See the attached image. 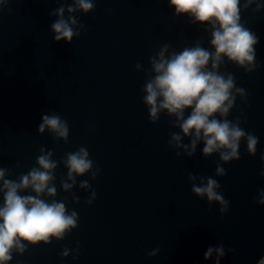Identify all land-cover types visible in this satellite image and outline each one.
Wrapping results in <instances>:
<instances>
[{
    "label": "water",
    "instance_id": "1",
    "mask_svg": "<svg viewBox=\"0 0 264 264\" xmlns=\"http://www.w3.org/2000/svg\"><path fill=\"white\" fill-rule=\"evenodd\" d=\"M71 2L9 0L0 9V167L16 179L36 166L41 147L56 160L85 147L100 169L94 180L90 173L77 177V203L60 188L67 169L58 166V194L46 198L66 199L78 227L63 240L28 245L9 264H214L204 253L219 243L234 249L220 264H257L264 256V205L254 200L264 189V9L253 12L252 5L241 12L259 37V67L246 73L226 60L220 69L248 93L247 103L237 97L228 119L239 117L241 127L259 138L257 152L249 155L241 141V158L223 164L227 174L218 177V154L204 157L201 143L194 157L177 156L168 144L180 131L169 123L175 118L162 113L151 122L142 99L151 55L165 43L179 52L201 38L214 51L210 34L186 15L175 16L168 0H97L94 11L76 14L85 25L81 35L70 44L56 42L50 26L57 17L49 13ZM137 63L145 71L138 72ZM53 111L68 122L67 143L47 129L37 131L42 114ZM189 173L219 181L230 202L227 214L192 193ZM81 180L91 190L80 189ZM92 190L96 198L89 205ZM156 247L159 253L149 257ZM64 248L67 257L60 255Z\"/></svg>",
    "mask_w": 264,
    "mask_h": 264
},
{
    "label": "clouds",
    "instance_id": "2",
    "mask_svg": "<svg viewBox=\"0 0 264 264\" xmlns=\"http://www.w3.org/2000/svg\"><path fill=\"white\" fill-rule=\"evenodd\" d=\"M8 2L0 0V9ZM96 2L72 0L71 4L62 3L52 10L49 15L57 17L50 26L53 40H64L70 44L74 37H79L85 25L76 14L94 11ZM168 5L175 9V16L186 15L190 24H200L210 34L209 44L214 51L202 46L203 38L179 52L165 43L158 53L149 57L150 69L145 71L137 63L136 70L145 71L146 76L142 89L145 93L143 103L153 123L160 119L162 113L175 118L169 123L180 131L170 134L168 144L177 156L183 154L192 158L197 146L203 143L201 152L204 157L218 154L215 175L223 177L227 174L223 164L241 158V141L246 142L247 153L255 156L259 138L241 127L243 121L239 117L228 119L237 97L242 103H247L248 93L236 85L232 73L221 72L220 69L225 66L226 60L246 73L259 67L256 60L259 37L242 22L241 12L252 5H255L253 12H260L264 9V3L261 0H168ZM244 119L246 121V117ZM41 121L38 133H44L47 129L56 140L68 142L69 125L60 115L54 111L42 114ZM185 137L189 138L188 143L184 142ZM261 160L264 161V155ZM61 163L67 173L60 179V188L72 193L73 201L78 203L80 197L72 191L77 185V177L90 173L94 180L100 171L85 147L66 153L62 160L53 159V151L41 147L36 166L27 173L19 174L16 179L7 178L12 175L11 170L0 167V264H9L13 254L25 253L28 245L41 242L47 245L53 238L63 240L78 227L79 216L75 210L69 211L66 199L58 201L46 198H54L58 194L55 170ZM16 166L19 167V164ZM260 176L264 177V167ZM188 181L195 196L201 199L206 197L209 205L216 203L220 206L221 215L227 214L230 202L219 191L222 186L217 179L189 173ZM78 186L85 191L91 190L88 180L79 181ZM95 198L96 192L92 190L87 204H92ZM254 200L264 205V189L258 190ZM159 251V247H156L147 255L154 257ZM233 251L219 243L207 248L204 259L214 257V264H220L221 259ZM60 255L67 257L70 250L64 248ZM257 264H264V256Z\"/></svg>",
    "mask_w": 264,
    "mask_h": 264
}]
</instances>
